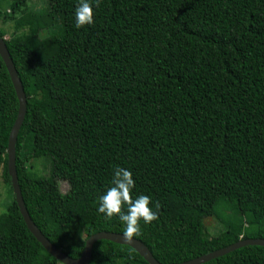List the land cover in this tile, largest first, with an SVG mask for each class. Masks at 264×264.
<instances>
[{
    "label": "trees",
    "instance_id": "16d2710c",
    "mask_svg": "<svg viewBox=\"0 0 264 264\" xmlns=\"http://www.w3.org/2000/svg\"><path fill=\"white\" fill-rule=\"evenodd\" d=\"M2 1L0 20L14 30L7 37L0 24V35L27 94L18 178L48 239L78 258L92 234L124 233L118 216L98 212L117 166L131 171L133 198L149 196L158 211L133 237L163 264L264 237V0H102L79 29V0ZM18 111L0 54V165L13 197L0 215V264H63L15 198L8 145ZM39 157L49 174L28 165ZM214 216L225 228L211 236ZM88 264L150 263L99 239ZM202 264H264V246Z\"/></svg>",
    "mask_w": 264,
    "mask_h": 264
},
{
    "label": "water",
    "instance_id": "95a60500",
    "mask_svg": "<svg viewBox=\"0 0 264 264\" xmlns=\"http://www.w3.org/2000/svg\"><path fill=\"white\" fill-rule=\"evenodd\" d=\"M0 54L11 75L19 99L18 115L9 136L8 169H9V174L11 176L12 186L15 193L16 201L20 207V211L24 217V220L28 228L31 230V232L38 238V240L43 244V246L63 264H88L92 258L94 244L99 239H109L117 243L130 245L131 247L136 249L150 264H163L154 257L150 248L143 241L134 237H132L131 240H127L124 238V233L112 232V231H99L97 233L92 234L87 239L85 248L81 256L78 258H73L67 253H65L62 248L56 246L50 239H48L46 235L42 232V230L38 227V225L34 222L23 198L22 190L18 178V171H17V139L20 128L24 122L27 112V94L25 92L21 77L19 76L18 69L14 63V60L6 44V40L1 35H0ZM246 245L264 246V237L244 238L226 247L217 249L215 251L203 254L196 258L177 264H202L213 258L219 257L223 254H226L232 250H235L239 247Z\"/></svg>",
    "mask_w": 264,
    "mask_h": 264
},
{
    "label": "clouds",
    "instance_id": "9594fccd",
    "mask_svg": "<svg viewBox=\"0 0 264 264\" xmlns=\"http://www.w3.org/2000/svg\"><path fill=\"white\" fill-rule=\"evenodd\" d=\"M102 0H79L75 9V27L77 29L94 23L95 7H100ZM112 186L105 194L99 197L98 212L111 219L118 216L119 220L125 225L124 238L131 240L133 236L142 234L140 221L145 224L158 219V211H154L150 204L151 198L147 195H140L133 198L132 190L135 181L130 170L117 166L112 177ZM126 207V211H125ZM155 208H160L159 203Z\"/></svg>",
    "mask_w": 264,
    "mask_h": 264
},
{
    "label": "rangeland",
    "instance_id": "374dc122",
    "mask_svg": "<svg viewBox=\"0 0 264 264\" xmlns=\"http://www.w3.org/2000/svg\"><path fill=\"white\" fill-rule=\"evenodd\" d=\"M31 2H38L41 5V0H30ZM10 1H2L0 2V7L6 11H9L8 5ZM43 3V1H42ZM0 24L3 25L8 30L7 37H10L14 30V22L7 21L2 22L0 20ZM33 171H37L39 174H49L51 169V161L49 159H45L44 157L32 158L28 164ZM3 164L0 165V215L7 211L9 203L13 200L11 193L8 191L9 185L5 183L3 177ZM61 188L64 192H67L69 189V183L65 180L61 181ZM206 226L208 232L211 236L216 235L224 230V224L218 217H212L206 220Z\"/></svg>",
    "mask_w": 264,
    "mask_h": 264
}]
</instances>
